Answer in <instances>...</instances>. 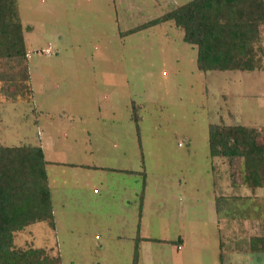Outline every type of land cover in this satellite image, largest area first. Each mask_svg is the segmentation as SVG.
I'll return each mask as SVG.
<instances>
[{
    "label": "rangeland",
    "instance_id": "374dc122",
    "mask_svg": "<svg viewBox=\"0 0 264 264\" xmlns=\"http://www.w3.org/2000/svg\"><path fill=\"white\" fill-rule=\"evenodd\" d=\"M187 1L18 0L28 57L15 79L0 69V144L43 148L55 227L33 223L15 247L61 264H219L227 215L264 220L263 197H226L242 166L207 142L215 122L264 143V25L252 71L199 70L172 21L123 34Z\"/></svg>",
    "mask_w": 264,
    "mask_h": 264
},
{
    "label": "trees",
    "instance_id": "16d2710c",
    "mask_svg": "<svg viewBox=\"0 0 264 264\" xmlns=\"http://www.w3.org/2000/svg\"><path fill=\"white\" fill-rule=\"evenodd\" d=\"M167 21L196 47L199 70L260 68L256 50L261 48L255 43L264 25V0H189L123 34ZM23 33L18 0H0V69L5 78L19 77L18 67L27 62ZM134 107L133 101L132 119L137 122ZM257 132L253 126L213 122L207 133L209 154L238 159L242 179L254 186L264 184V143L257 141ZM47 164L40 145L0 144V264H61L59 254L51 255L45 247L13 243L14 234L33 223L55 227Z\"/></svg>",
    "mask_w": 264,
    "mask_h": 264
},
{
    "label": "crops",
    "instance_id": "0c3cea01",
    "mask_svg": "<svg viewBox=\"0 0 264 264\" xmlns=\"http://www.w3.org/2000/svg\"><path fill=\"white\" fill-rule=\"evenodd\" d=\"M53 162L61 163V164L65 163L72 166L78 165L85 168H93V167L101 168L98 167L99 165L97 164L90 165L84 162L83 163L72 162V161H66V162L53 161ZM48 163H50L49 160ZM115 169L124 172L131 171L125 167H117ZM226 182H227L226 186L229 188L231 185H228L229 183L228 180H226ZM240 189H242V191H239ZM238 191L239 194L227 192L225 195L226 197L253 195L255 197L259 196L264 198V184H258L254 186L246 183V180H243L239 185ZM227 214H229V211H227ZM222 224H223V229L219 234V243H218L219 264H264V220H259V216L257 215H253V218L251 220L247 218L239 220L237 218L227 215L224 218ZM100 238L101 237L99 236V239ZM30 245L33 247L45 246V245L37 246L32 244ZM49 248H51V246H49Z\"/></svg>",
    "mask_w": 264,
    "mask_h": 264
}]
</instances>
